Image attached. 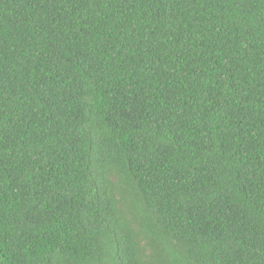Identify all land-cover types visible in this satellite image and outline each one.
<instances>
[{
	"label": "trees",
	"instance_id": "16d2710c",
	"mask_svg": "<svg viewBox=\"0 0 264 264\" xmlns=\"http://www.w3.org/2000/svg\"><path fill=\"white\" fill-rule=\"evenodd\" d=\"M0 264H264V0H0Z\"/></svg>",
	"mask_w": 264,
	"mask_h": 264
}]
</instances>
